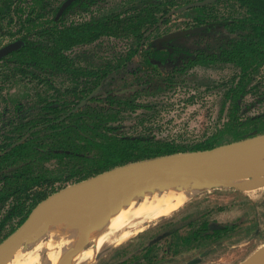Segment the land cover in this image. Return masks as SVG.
<instances>
[{
    "label": "trees",
    "instance_id": "obj_1",
    "mask_svg": "<svg viewBox=\"0 0 264 264\" xmlns=\"http://www.w3.org/2000/svg\"><path fill=\"white\" fill-rule=\"evenodd\" d=\"M99 1L71 0L60 14L61 6L50 0H33L27 6L0 0V32L10 36L13 45L0 63L41 83L51 76L94 78L87 80L86 86L93 88L79 101L41 96L33 115L17 104L13 118L0 119V242L11 222L20 219L22 224L43 200L44 189L134 162L264 135V112H249L252 106L264 105V93L257 91L264 86L256 83L264 67V0H133L138 4L121 12L67 22L70 10L88 11ZM222 2L235 3L245 13L225 16L215 10ZM173 8L190 13L194 23L182 30L183 37L161 45L157 39L148 42L149 34L169 23ZM105 37L134 38L133 55L146 47L147 61L135 62L132 55L97 71L78 68L71 51ZM224 65L236 67L240 75L226 92L227 121L213 136L188 148L124 131L120 108L125 104L148 107L131 100L125 89L140 86L139 92L157 94L175 86L191 70ZM182 213L161 219L115 248L110 260L114 264H189L196 255L208 254L211 244L232 241L247 230L240 222L213 220L211 211L180 217Z\"/></svg>",
    "mask_w": 264,
    "mask_h": 264
},
{
    "label": "rangeland",
    "instance_id": "obj_2",
    "mask_svg": "<svg viewBox=\"0 0 264 264\" xmlns=\"http://www.w3.org/2000/svg\"><path fill=\"white\" fill-rule=\"evenodd\" d=\"M3 1L7 2L9 0ZM17 1L21 2L23 6L33 2V0ZM68 1L50 0L57 7L61 6L59 11L63 13L68 9V7H65ZM136 4H138V1L133 0H100L88 11L80 8L70 10L67 22H81L100 18L113 12H121L132 8ZM176 9H172L168 24H161L149 34L148 42L182 31L194 23L190 13H186L187 11L174 13ZM215 10L225 16L233 17L245 13V9L232 2L219 3L216 5ZM40 22V20H37V25ZM18 28L17 25L14 31H17ZM183 41L181 40V42ZM11 42L12 38L10 36L0 32V48ZM136 48L134 38L105 37L92 45L75 48L70 55L76 59L78 68L97 71L109 64H117L120 60L132 56ZM146 49L145 47L138 54L133 55L135 62L145 64L149 57ZM239 75L240 71L230 65L212 68L199 67L178 79L175 86L164 92L157 94L154 92H139L141 91L140 86L125 89L123 93L131 94V100L136 99V102L148 107L135 109L125 104L120 108L124 118L123 129L130 135L144 134L157 140L174 142L192 148L223 128L229 112V103H226V92ZM87 80L93 81L94 78L81 76L74 79L69 76H51L47 78V83H41L35 77L21 76L5 66V63H0V119H2V122H6L13 118L15 112L12 111H14L17 104L23 105L25 111L30 116L33 115L35 106L41 96L46 98L60 96L62 102L67 103L79 101V98L86 97L88 90L93 88L92 86H86ZM256 83L262 84V87L264 86V67L261 69ZM257 91L258 94H262L264 88H258ZM97 92L95 91L93 94ZM248 107L244 105L243 108ZM249 112H264V105L252 106ZM0 125H2L1 122ZM249 179L257 183L252 191L226 185L201 187L196 196L178 210L183 211L180 217L198 211H211V218L215 221L240 222L241 228H247L242 235L232 241L211 244L208 254L196 255L191 258L192 261L201 259L202 261L197 264H243L252 258L257 251L259 252L264 248V175L250 176ZM78 182L81 181L59 183L51 189L42 190L43 200L39 201L35 208L52 195ZM160 220L137 230L135 236L130 240L145 232ZM23 223H20V219L11 222L4 230L3 240L0 244L16 232ZM130 240L109 245L102 250L98 257L86 262L97 264L103 258L102 264H114L115 261L110 260L111 253L115 248L121 247ZM28 244L26 242L21 247H28ZM91 245H93V242L86 244L84 248Z\"/></svg>",
    "mask_w": 264,
    "mask_h": 264
},
{
    "label": "bare ground",
    "instance_id": "obj_3",
    "mask_svg": "<svg viewBox=\"0 0 264 264\" xmlns=\"http://www.w3.org/2000/svg\"><path fill=\"white\" fill-rule=\"evenodd\" d=\"M258 147H264V137L242 145L222 169L242 190L252 191L257 183L249 177L264 174V150ZM191 177L153 181L122 196L116 181L96 185L82 203L62 207L46 214L44 223H35L28 247H20L3 264H90L86 261L107 246L130 240L137 230L175 213L196 196L200 186L192 184ZM253 264H264V248Z\"/></svg>",
    "mask_w": 264,
    "mask_h": 264
},
{
    "label": "water",
    "instance_id": "obj_4",
    "mask_svg": "<svg viewBox=\"0 0 264 264\" xmlns=\"http://www.w3.org/2000/svg\"><path fill=\"white\" fill-rule=\"evenodd\" d=\"M70 2L71 0L65 4V7H68ZM61 13L63 12L60 11ZM183 36L184 33L179 31L159 39L158 43L161 45L165 41ZM12 47V44H8L0 48V62L10 55L13 51ZM83 103H86V101ZM261 137H264V135L224 144L210 150L180 152L130 163L70 185L40 203L23 225L0 244V264H3L23 244L28 242L31 235V227L35 223H44L46 221V214L53 213L68 205L82 203L96 185H101L108 180L117 182L119 186L117 193L119 196L125 194L126 190L136 191L137 189H143L148 183L153 181L161 182L167 178H181L186 174L192 175L190 182L195 185L198 184L200 188L220 185L238 187L237 184L227 179L222 169L227 164L229 158L239 154L242 145L254 143ZM258 148L259 150H264V147ZM256 253L243 264H253ZM201 261V259L193 260L190 264H197Z\"/></svg>",
    "mask_w": 264,
    "mask_h": 264
},
{
    "label": "flooded vegetation",
    "instance_id": "obj_5",
    "mask_svg": "<svg viewBox=\"0 0 264 264\" xmlns=\"http://www.w3.org/2000/svg\"><path fill=\"white\" fill-rule=\"evenodd\" d=\"M158 45H160V44L158 43Z\"/></svg>",
    "mask_w": 264,
    "mask_h": 264
}]
</instances>
